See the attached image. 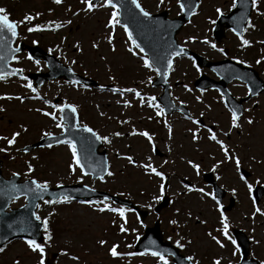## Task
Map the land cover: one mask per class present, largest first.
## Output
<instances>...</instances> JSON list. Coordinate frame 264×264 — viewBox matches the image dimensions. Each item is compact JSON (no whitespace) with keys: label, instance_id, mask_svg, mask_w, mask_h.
<instances>
[{"label":"rangeland","instance_id":"obj_1","mask_svg":"<svg viewBox=\"0 0 264 264\" xmlns=\"http://www.w3.org/2000/svg\"><path fill=\"white\" fill-rule=\"evenodd\" d=\"M140 3L146 10L157 13L164 9L168 10L170 17L179 15V7L176 0H165V4L160 8L156 7L158 0H140ZM231 0H200L199 6L196 9V14L192 16L179 32V43L209 59H222L227 55L212 49L208 44L201 41L206 36L210 42L217 44V47L227 48L228 57H236L245 60L249 65L259 71L264 80V63L257 65L255 60L261 54V45L256 41L264 40V16H257L253 11L251 21L255 24V30H250L245 33V38L253 41V46L241 50L239 48V40L232 31L226 32V37L221 42H217L213 37V24L209 23V18L217 19L214 9L222 8L224 13L229 12ZM71 6L75 11L82 8L83 5L79 0H64L62 5H55L52 0H0V7H4L9 12L12 19L20 20L26 13L35 14L41 13V16L33 23L44 24L49 20H67L71 19L72 24L66 25L64 28L53 31H41L28 33L26 28L28 25L21 26L20 38L29 44L36 40L41 47L56 55L63 63L71 66L76 72L91 77L97 80L104 90L101 88L70 86L60 79H55L45 83L43 87L37 88L41 95H45L47 99L52 101L55 96H61L63 100L69 103H76L79 106V116L83 123H87L90 127L98 130L101 134H108L111 131H123L127 133L131 127H136L138 130H148L154 134L155 147L160 151V154L153 153L151 146L144 137L140 136H124L114 138L111 145H105L108 152L110 169L115 173L114 177H106L104 182L98 179H93L90 175L83 177L82 182H78L80 173H70L68 164L71 163L70 152L65 145H55L51 149L36 148L30 150L27 154L15 152L16 147L35 143L41 138L43 131H51L53 134L60 133V129L54 126V122L50 119L38 115L35 112H28V107L41 106L40 101L25 100L24 104L18 101L0 100V105H3L7 111L0 113V135H10L11 131L17 129L18 124L23 122L29 129L27 133L22 134L18 138V143L13 147V150L8 155L0 153L3 161L2 172L8 178L12 172H19L21 180L34 178L39 182L48 181L49 186L68 183H82L92 188L108 191L122 198L132 200L141 207L150 211L149 216L143 222V226L136 219V212L126 213L128 227L136 229V233L129 231L127 234H118V228L113 226L111 221L117 220L119 217L112 213H98L93 211L87 205H82L78 201H71L64 204L45 205L40 201V208L37 213L43 218L48 216L49 212L54 211V215L50 217V230L53 233L51 246L46 248V259L51 253L57 252L56 258L52 259V264H74L67 257L60 255L62 248H69L74 254L80 255V264H156V261L151 256H137L124 258L121 260L113 259L107 254V248L113 241L119 242L121 251H134V247L128 249L127 244L135 245L136 235L141 236L146 226H152L157 218L161 220V228L165 238L172 243L177 239L176 232L185 236L186 239H191L192 244L187 245L182 252L186 255L194 254L200 261V264H211L214 258H221L222 264H228L231 260L232 264L239 261V256H232L233 246L230 242L224 241L226 247L221 249L214 244L206 235L208 231H212L218 227V213L215 211L214 202L210 198H205L204 201L199 199V193H189L180 197H174L173 193L182 192L180 181L203 187L205 191H213L212 185H209L203 178L205 173L210 172L211 164L214 161L211 159L215 156L217 160L222 159V154L219 152L218 146L207 141L201 140L198 144L191 142L190 134L186 128L193 127L190 121L184 116L176 113L163 117H155L154 110L139 105L128 109L118 105V95H113L108 89L111 87L137 86L140 80L147 79L151 75L155 78L154 73H150L143 69L142 62L136 57L130 56L126 52V35L123 29L116 28L114 44L117 48L116 53L109 50V45L102 37L106 34L104 28L108 20L111 9L100 8L94 13H80L73 17L71 12L66 9ZM259 7L264 11V0H259ZM49 9L52 12L49 13ZM67 37L61 43V37ZM196 36L198 39L194 42H186L187 37ZM95 40L100 41L98 50L91 48V43ZM79 41L83 48L82 53H78L72 45ZM57 45H60V51H56ZM20 61L15 65L23 68L26 71L46 70V64L40 62L39 65L34 61L25 59L26 53L19 54ZM105 56L107 60L101 61L100 57ZM66 58V59H65ZM77 60V64H71V60ZM67 60V62H66ZM111 68V71L108 69ZM197 71V66H193V59L188 57L177 58L174 62V71L171 72V98L184 104L191 110L193 117L203 111V117L206 124L215 126V130L219 133L221 129H227L229 124V113L225 108V101L221 98V94L217 90L199 91L194 86V81L201 73H206L208 76L218 78L217 75L209 68H201ZM87 73V74H85ZM109 75L116 77L115 80H109ZM23 83L19 78H8L7 83L0 82V95L3 94H28L27 89L20 87ZM184 85L191 88L192 91L185 90ZM230 92L237 98L246 96L248 87L241 81H233L228 85ZM147 95L157 97L162 89L153 86H139ZM200 96L202 102H198L195 97ZM125 98H130L126 96ZM53 102V101H52ZM99 105V108H97ZM205 105H210V110L205 108ZM245 108H250V112H246L244 116H251L254 120L252 125L242 123V132L237 134L233 132L230 140H226L229 145H239V154L242 159V170L248 174L249 182L255 179H260L259 185L264 189V164H256L249 159V156L255 155L257 159L264 160V92L258 96H254L245 102ZM47 110V109H46ZM104 112L105 117L101 118L98 112ZM152 116L153 119H147ZM112 117V119H108ZM118 119H130L131 124L121 126L117 124ZM164 120H167L173 127L172 140H168L167 129L164 127ZM226 139L222 135L219 137ZM254 142L250 145V142ZM129 145L130 147H125ZM255 146L254 148L252 146ZM0 146H4V142L0 141ZM171 147V152L168 147ZM199 149V151H197ZM119 151L122 155H132L138 162H144V158L152 155L153 163L159 165L161 161L167 159L174 161L164 165L163 171L169 177L166 184V194L175 200V203H170L159 214L153 211L155 202L151 197L157 193L159 178L146 176L143 174V169L129 165L126 160L117 159L116 152ZM15 156V159L11 157ZM32 156H36V160H31ZM191 158L197 162H202L200 175L185 164L180 157ZM29 160L34 166V172L27 177L24 173L27 171L24 161ZM214 178L220 176L221 179L216 182L225 189V196L222 200L224 205H228L231 199H234V205L225 214L229 217L230 226L236 227L244 231L252 240V237L261 241L259 244L251 243V253L254 257L264 260V217L257 215L255 222L251 218L252 199L250 198L246 187L238 180L234 173V166L231 163L222 165L216 172H213ZM185 177L187 179H185ZM235 187L237 193L235 196L231 194V188ZM253 197V194H251ZM109 202V201H108ZM26 200L24 197L13 200L8 209L16 208L24 205ZM113 206L115 204L109 202ZM148 204L153 207L149 209ZM257 206L264 208V195L260 199ZM181 209V215L176 217L175 209ZM191 210L193 217L199 215L200 219L207 220V224L201 225L194 220L188 219L184 213L186 210ZM178 218L182 227L177 229L169 224V219ZM187 222V227L183 224ZM255 229V231H253ZM231 230V229H230ZM216 234V233H214ZM232 235V234H231ZM106 239L108 245L101 248L96 241L98 239ZM6 251L0 253V264H14V260L19 257L20 264H36L38 256L27 250L23 243V238L14 239L5 246ZM170 258V264H174Z\"/></svg>","mask_w":264,"mask_h":264},{"label":"snow or ice","instance_id":"obj_2","mask_svg":"<svg viewBox=\"0 0 264 264\" xmlns=\"http://www.w3.org/2000/svg\"><path fill=\"white\" fill-rule=\"evenodd\" d=\"M52 3L55 5H62L64 0H52ZM79 3L83 5L82 8H78L73 11L71 6H69L66 11L71 12L72 16H78L80 13L90 14L94 13L95 10L100 8H110V14L107 22L104 25V28L107 30L106 34L102 37L104 41L109 45V50L112 53L117 52V48L114 44L116 28L120 27L123 29L124 34L126 35V52L132 57H136L139 61L142 62L143 69L147 70L150 73H154L156 76L162 77L164 82H168L169 74L174 71V58L180 57L182 54H185V49L183 46L175 45L164 41L163 51L151 50V56L148 52L145 51V47H142V44L138 42L140 37H143L149 33H155L157 38L163 40V36L167 34L172 28L171 25L165 27L159 21H157L152 12L145 9L140 3V0H79ZM250 8L252 11H255L257 16H264V11H261L259 7V0H231V5L229 12L234 9H237L238 5L243 11L239 15H233L231 17L233 27L230 29L234 35L237 36L239 40V48L244 50L246 48L253 46V41L245 38V33L250 30H255V24L252 23L250 19L251 13L248 11ZM165 4V0H158L156 4L157 8H160L161 5ZM176 4L179 7L180 13L187 12L188 15H195L196 10L193 8L191 0H176ZM49 13L52 12V9L48 10ZM217 19L209 18V23L215 25L217 20L224 17L225 13L220 7L214 9ZM247 13V14H246ZM41 16V13L36 12L35 14L26 13L22 19L16 20L12 19L9 12L6 8L0 7V82L7 83L9 77H18L23 83L20 87L27 89L31 95L28 94H3L0 95V100L6 101H18L20 104H24L25 100L31 101H40L43 107H28V112H35L38 115L46 117L54 122V126L57 129H60V135H54L51 131H43L40 138L42 140H47L48 143L41 144V148L51 149L54 145H65L71 156V163L68 164V170L70 173H76L77 170L80 173L78 182H82L83 177L88 175H93L96 179L101 182L105 181L106 177H114L115 173L110 169L107 158L103 160H98L95 158L94 145L99 143L103 145H111L114 138H120L124 136H140L146 138L149 145L151 146V151L156 152L154 134L150 133L148 130H138L136 127H131L130 131L127 133L123 131H111L108 134H101L98 130L90 127L87 123H83L79 118V106L76 103H69L66 100L53 103L41 95L38 90L33 86V82L24 75V69L20 67H9V60L19 62L21 57L17 55L21 51L20 46H12V41H14L19 33L18 29L22 25H28L26 31L28 33L32 32H41V31H57L64 28L66 25H71L72 20H49L44 24L33 23ZM125 21V22H122ZM190 22V21H189ZM130 25L134 27L130 28ZM134 31L136 36H134ZM67 37H61V43L66 40ZM198 39L196 36L187 37L186 42H194ZM204 44H208L212 49L221 54H226L223 48L217 47V44L210 42L209 39L205 36L201 41ZM33 44L38 43V41L33 40ZM261 45V54L259 58L255 60L257 65L264 63V40L256 41ZM72 47L76 52L82 53L83 48L79 41H76ZM100 47V41L95 40L91 43V48L98 50ZM56 51H60V45H57ZM53 49H49V52ZM25 59L29 61H34L37 65L40 64L39 60H34V57L31 54H28ZM66 59V58H65ZM237 64H246L245 60L233 57ZM101 61L107 60V57L101 56ZM67 62V60H66ZM71 64H77V60L73 59L70 61ZM193 66L196 67V63L193 60ZM111 71V68L108 69ZM68 71L71 73L72 69L68 68ZM197 71L200 69L197 67ZM87 74V73H85ZM239 79L240 77H236ZM251 82V77H246ZM109 80H115L116 77L109 75ZM66 84L70 86L88 88L86 83L82 84L79 79H70L65 81ZM148 87L153 85V77L151 75L147 76L146 81L140 80L137 86H124V87H111L108 89L113 95H118L120 99L116 100L118 105H122L124 108H132L134 105H139L141 108L147 107L154 110L155 117L165 116V108L161 107L157 103V98L153 95H147L141 90H138L139 86ZM186 91L191 92L192 89L188 88L187 85H184ZM104 90V87L101 86V91ZM247 95L253 96L258 93L253 90L252 87H248ZM129 96L130 98H125ZM221 98L224 99L223 94ZM195 99L198 102L201 101V97L197 96ZM181 104H184L183 101H180ZM225 108L229 113V124L228 128L221 129L218 133L212 124L203 123V117L205 113L201 111L198 116L193 117L191 114L182 113L184 118L190 121L193 127L186 128L187 133L190 134L191 142L198 144L201 140L206 139L207 141L218 146L219 152L222 154V159L217 160L215 156H212L211 159L214 163L211 164L210 170L216 172L222 165L231 163L234 166V173L238 177V180L246 187L247 192L252 199V211L251 218L255 222V217L259 215L264 217V208L257 206V200L251 196L254 190V185L260 184V179L257 178L253 182H249L247 174L242 170V159L239 154V145H229L226 140H230L233 132L235 131L238 135L242 132V123L247 125H252L254 120L251 116H244V113L250 112V108H241L238 105L229 106L225 102ZM99 108V105H97ZM205 108L210 110V105H205ZM47 109V110H46ZM7 109L0 105V113L6 112ZM98 115L103 118L105 117L104 112H98ZM112 119V117H108ZM147 119H153L152 116H148ZM164 127L167 129L168 140L171 141L173 137V127L167 121L164 120ZM117 124L124 126L131 124L130 119H118ZM29 131L28 127L23 123H19L17 129L11 131L10 135H0V141L4 142V146H0V153L8 155L12 152L13 147L17 145L18 138L22 134ZM87 134V135H83ZM223 136L226 139L219 138ZM125 147H130L125 145ZM28 145L21 147H16L15 152L27 154L29 152ZM168 151L171 152V147H168ZM199 151V149H197ZM15 159V156L11 157ZM117 159L126 160L129 165L133 167L143 169V174L149 177L155 176L159 178V184L157 186V193L151 197V200L155 203H159L161 200H165L167 203H175V200H168L166 197V180L167 175L163 171L164 165L169 163H174V161H169L167 159L160 162L159 165L153 163L152 155H148L144 158V162H138L132 155H122L119 151L116 152ZM36 156H32L31 160H36ZM180 159L187 164L197 176L200 175V170L202 162H197L191 158H185L183 156ZM249 159L254 161L256 164H264V160L257 159L255 155L249 156ZM26 172L24 175L27 177L30 173L34 172V166L29 160L24 161ZM12 177H17L20 175L19 172H12ZM185 179H187L185 177ZM217 180H220L221 177L216 176ZM183 191L173 193L174 197H180L182 195H188L189 193H199V199L204 201L205 198H210L214 202L215 211L218 215V227L214 228L212 231L206 233L207 237L214 242L216 246L223 249L226 247L224 241L230 242L233 246L232 256H238L240 253V247L237 245V240L231 235L230 231V222L229 217L225 214V205L222 202V199L218 198L216 192L214 191H205L203 187H196L195 185L185 183L184 180L180 181ZM57 188H63L62 184H57ZM88 192H95L94 188H89L87 185L84 186ZM223 187V186H221ZM49 190L48 181L39 182L36 179H26L23 185L16 183L6 182L5 187H0V195L7 197L9 201L17 199L19 196H23L25 200H28L35 209L40 208V204L36 201H43L45 205L53 204H64L70 203L74 198L70 194L61 193L56 199H45L44 193H47ZM237 189L235 187L231 188V194L235 196ZM54 195V194H52ZM109 197L105 196L102 200H93V199H82L79 201L82 205H87L92 208L93 211L98 213H112L119 217V223L117 220L113 219L111 221L112 225L118 228V234H127L129 231L136 233V229L132 228L131 230L126 227L128 220L126 213L134 212L135 209L128 208L124 205L113 206L109 202ZM147 207L151 209L152 204H148ZM53 212H49L48 216L41 217L36 211L30 212V218L25 217L19 221H12L7 224V228L12 230L14 234H24L23 243L25 244L27 250L31 253H35L38 256L36 264H46V248L50 247V242L53 240V233L50 230V217L54 215ZM176 217L181 215V209H175ZM186 220L191 219L194 222L204 225L207 224V220L200 219L199 215L193 217L192 211L186 210L184 213ZM136 219L143 226V222L140 219V216L137 215ZM35 222V223H34ZM169 224L179 229L182 227L181 222L178 218L169 219ZM14 225H18L14 228ZM183 227H187V222L183 224ZM42 228L43 242H40L38 237L41 235L40 229ZM255 231V229H253ZM216 233V234H214ZM177 239L173 241L176 249H184L187 245L192 244L191 239H186L185 236L180 235V232H176ZM0 239L8 240V236L4 235ZM140 236L136 235V240H139ZM171 240L172 237H169ZM254 243L259 244L261 241L252 237ZM96 243L103 248L105 245L109 244V241L106 239H98ZM148 244L150 247H145L143 251H121L119 242L113 241L110 243V246L107 248V254L113 259L121 260L126 257H137V256H151L155 259L156 264H170V258H175L177 253L172 251L169 248H160L156 246L155 240H149ZM126 248L131 249L134 247L132 244L125 245ZM6 251L5 247H0V253ZM60 255L67 257L69 260L74 262V264H80V255L74 254L70 251L69 248H62L60 250ZM14 264H20L19 257L14 260ZM178 264H200V261L195 257L194 254L186 255ZM211 264H222V259L217 257L214 258ZM228 264H232V261L229 260ZM259 264H264V260H260Z\"/></svg>","mask_w":264,"mask_h":264},{"label":"water","instance_id":"obj_3","mask_svg":"<svg viewBox=\"0 0 264 264\" xmlns=\"http://www.w3.org/2000/svg\"><path fill=\"white\" fill-rule=\"evenodd\" d=\"M193 8H197L199 0H191ZM243 11L238 5L237 9L232 10L229 14L224 15V17L217 20V23L214 28V35L217 38V40H221L225 37V30L226 28H232L233 23L231 17L233 15H239L240 12ZM248 11L251 13L252 10L250 8L249 3V9ZM167 11H163L159 14H153L155 19L159 21L161 24H163L165 27L171 25L172 28L169 32H167L166 35L163 36V40H160L157 38V35L155 33H149L143 37H140L138 39V42L142 44V47H145V51L148 52L149 56H151L152 52L151 50H157V51H163L164 48V41H168L169 43H173L175 45H180L177 42L176 35L181 30L183 25L191 18L190 15L185 13H181L179 17L174 19H169L167 17ZM247 14V13H246ZM251 16V15H250ZM122 22H125L122 20ZM134 27L133 25H130V28ZM134 36H136V32L134 31ZM14 41H12V46L14 47ZM23 44H20L21 51L23 50ZM181 46V45H180ZM28 50L30 51L31 55L35 57L36 59L44 58L47 61V64L50 68V70L46 73H33L29 74V76L33 77L35 81L37 82V85H40L44 83L47 80H50L52 78L57 77H63L66 80L70 79H79L81 83H86L88 85H94L97 86L98 83L94 81L93 79L86 78L80 74L75 73L73 70L70 73L68 71V68H71L69 66L64 65L60 60H58L54 55L48 54L45 51H43L39 46H26ZM185 49V54L192 55L196 58L199 65L201 66H208L211 69H213L220 77L221 79L219 81L212 80L208 78L206 75H202L197 81L195 82V85L200 89H206V88H219L220 91L225 95L228 104L230 106L232 105H238L242 108V103L245 100L250 99L252 96H248L246 98H243L241 100H236L232 94L228 90V84L236 79V77H240L239 79L245 81L249 87H252L255 92L258 94L264 92V80L260 77L259 73L250 67L243 66L242 64H237L235 61L231 59H225L222 61H216L212 62L209 60H206L201 55L187 49ZM2 51V50H0ZM182 54V55H185ZM181 55V56H182ZM11 60H9V67H13L10 65ZM14 68V67H13ZM72 69V68H71ZM169 77V76H168ZM251 77V82L246 78ZM158 81L156 84H164L165 86V93L161 97V101L165 105V110L167 113H172L174 111H182L184 113L188 114V110L184 107V105L175 106L173 101L170 99L169 91H168V84L164 82V79L162 77L158 76ZM254 96V95H253ZM60 135V134H58ZM87 135V134H83ZM48 143L47 140H40L37 143H34L33 145H29V149H32L34 147H39L41 144ZM103 144H95L94 145V153L95 158L98 160H103L104 158H107V152L106 150L100 151V148ZM108 161V158H107ZM212 174L209 173L206 176V179L215 184V181L212 179ZM94 177V176H93ZM95 178V177H94ZM20 176L17 177H10L9 179H5L2 175V160H0V187H5L6 182L9 183H16L19 185H23L24 182H19ZM85 185L82 184H74V185H63V188H52L49 187V190L47 193H44V198L49 199H56L59 197L61 193H67L73 196L75 199H93V198H99V197H109L110 199L115 200L116 202L122 203L126 206L132 207L136 209L140 215V217L144 220L148 212L145 210H140V208L135 205L132 201L120 198L116 195H111L107 192L95 190V192H88ZM90 188V187H89ZM216 194L220 199L224 196V191L215 185ZM264 193V190L261 188L255 189V195L257 198V201L262 197V194ZM54 194V195H52ZM22 196V195H21ZM168 198V197H167ZM169 200V198H168ZM11 201L7 199V197L0 195V237H3L4 235L8 236V240L0 239V247L4 245L6 242L13 238L17 237H23L24 234H14L12 230H9L7 228V224L11 223L12 221H19L25 217L30 218V212L35 211V208L32 206V204L27 200V204L20 208H14L11 211H7V208L9 206ZM39 201H36L38 203ZM168 203L163 200L157 207L156 211L159 212L162 207L166 206ZM232 207V204L227 207V209H230ZM35 223V222H34ZM18 225H14V228ZM42 228L40 229L41 232ZM145 235L137 242L135 249L136 251H143L145 247H150L148 244V241L155 240L156 246L160 248H169L172 251H175L177 253V256L174 258V262L178 264L179 260H181L185 255L180 253L179 249H176L175 246L171 245L169 241L163 242V235L161 233L160 227H159V221H156L155 226L146 228ZM235 234L237 238L240 241L241 248L244 253V258H246L249 249H248V241L246 240L245 234L240 230H235ZM39 241H43V235L38 237ZM53 257L56 256V254L52 255ZM244 264V262H242Z\"/></svg>","mask_w":264,"mask_h":264},{"label":"flooded vegetation","instance_id":"obj_4","mask_svg":"<svg viewBox=\"0 0 264 264\" xmlns=\"http://www.w3.org/2000/svg\"><path fill=\"white\" fill-rule=\"evenodd\" d=\"M156 98H157V97H156ZM61 99H62V98H59V97H58V100H61ZM251 243H252V241H251ZM240 256H241V254H240ZM240 256H239V257H240ZM251 257H254L252 253L250 254V258H251ZM240 258H241V257H240ZM236 263H237V262H235L234 264H236Z\"/></svg>","mask_w":264,"mask_h":264},{"label":"bare ground","instance_id":"obj_5","mask_svg":"<svg viewBox=\"0 0 264 264\" xmlns=\"http://www.w3.org/2000/svg\"><path fill=\"white\" fill-rule=\"evenodd\" d=\"M254 142L252 141V142H250V145H252ZM253 148L255 147L254 145L252 146Z\"/></svg>","mask_w":264,"mask_h":264}]
</instances>
